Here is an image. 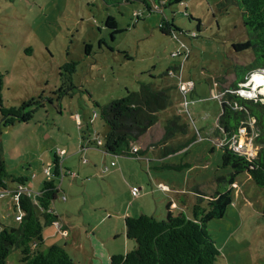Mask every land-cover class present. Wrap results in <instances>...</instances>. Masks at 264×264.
Returning a JSON list of instances; mask_svg holds the SVG:
<instances>
[{
  "label": "rangeland",
  "instance_id": "374dc122",
  "mask_svg": "<svg viewBox=\"0 0 264 264\" xmlns=\"http://www.w3.org/2000/svg\"><path fill=\"white\" fill-rule=\"evenodd\" d=\"M147 1L154 7L152 12L142 0H0L4 103L19 106L32 97H45L44 107L28 123L5 127L0 118L2 158L10 173L29 178L36 203L35 192L48 178L45 169L54 151L65 148L78 153L67 163L79 165L83 160L85 172L74 182L66 178L64 192L59 190L52 207L69 213L73 228L83 231L87 242L95 238L101 255L100 242L107 241L106 247L115 254L136 246L124 232L119 214L135 216L143 211L159 220L166 217L167 195L176 197V193L161 188V183L188 194L181 196L186 206L180 203L173 212L192 216L198 193L212 196L218 177L232 171L222 165L219 116L224 96L227 99L231 88L241 84L245 71L239 66L253 58L251 50L233 48L234 43L249 38L236 0H183L164 9L154 0L153 5ZM108 15L124 29L114 39L105 25ZM163 18L175 23L172 34L161 31ZM87 43L92 45L90 53L85 51ZM69 61L77 62L71 75L74 87L59 98L54 92L61 87L60 67ZM189 81L193 85L185 93L181 84ZM144 83L166 88L170 102L145 139L132 144L141 150L140 155H105L97 146L81 152L84 136L95 139L98 134L104 140L109 130L97 104L105 105ZM244 89V95L257 100L264 93L254 82L248 81ZM221 92H225L222 100L216 97ZM176 118L178 126L166 128ZM247 133H251L248 128ZM85 159L115 161L118 171L103 175L98 168L93 174ZM133 184L144 188L138 197L131 193ZM145 190L149 195L143 198ZM16 203L10 191L0 197V223L18 225ZM203 203L207 205L208 199ZM114 229L119 234L109 240ZM207 230L221 251L215 264H264V187L248 174L239 175L233 203L223 218L207 223ZM43 238L42 249L66 246L71 240L55 223L44 226ZM89 248L70 250L75 264H91ZM20 256L15 249L6 264H20ZM111 257L105 262L104 255L97 258L98 264H109Z\"/></svg>",
  "mask_w": 264,
  "mask_h": 264
},
{
  "label": "trees",
  "instance_id": "16d2710c",
  "mask_svg": "<svg viewBox=\"0 0 264 264\" xmlns=\"http://www.w3.org/2000/svg\"><path fill=\"white\" fill-rule=\"evenodd\" d=\"M128 1V0H126ZM150 12L154 9L147 0H142ZM152 2L153 1H149ZM157 7L173 5L183 0H154ZM241 8L242 21L249 38L233 44L236 52L251 50L253 58L250 62L240 65L245 71L241 83L246 82L255 74H264V0H236ZM118 3V1H117ZM105 25L111 29L112 38L124 29L118 27L114 16L108 15ZM175 23L166 18L160 23V29L166 34H172ZM104 41H100V44ZM111 50L113 47L109 46ZM92 45L87 43L85 51L90 53ZM126 57H130L125 54ZM179 55L175 56L178 57ZM76 61H69L60 67L61 87L54 94L61 98L74 87L72 73L76 70ZM237 77V74H235ZM258 78V76H256ZM4 75L0 71V118L5 127L15 123L30 122L35 112L44 107L45 97H32L24 100L19 106H7L4 103L2 91ZM237 83L232 89H239ZM264 97V96H262ZM227 98L237 102L241 108L233 107L224 100L223 112L219 116L218 131L223 129L222 136H232L239 132L240 127L249 126V119L256 120L258 135L255 145L257 154L252 158L238 153L229 146H221L222 165L231 167L226 176L218 177V188L202 205L203 197L198 196L192 207V216L183 212L174 214L171 204L167 203V215L157 219L150 214L126 216V235L136 241V246L126 253L112 255L109 264H215L221 251L207 230V223L213 219L223 218L229 206L233 203L237 178L241 174L249 177L259 186L264 187V101L247 99L238 94L228 93ZM264 99V98H263ZM170 102L166 88H154L152 83H144L138 90L127 89L125 95L113 99L101 108V118L109 130L104 137L105 152L113 155H140L131 152L132 144L139 141L159 120V112ZM177 120H170V126L177 127ZM169 130V129H168ZM167 134V131H166ZM3 146L0 143V189L12 190L10 181L24 185L29 178L10 173L7 162L2 158ZM55 161L54 175H60L61 162ZM58 178L51 177L43 182L42 189L33 197L22 192L18 196L16 206L23 212L18 225L0 223V264H6L8 256L15 250L21 252L20 264H75L65 246L51 245L42 249L44 244L43 229L58 220L52 204L57 199ZM39 207V210L37 207Z\"/></svg>",
  "mask_w": 264,
  "mask_h": 264
},
{
  "label": "crops",
  "instance_id": "0c3cea01",
  "mask_svg": "<svg viewBox=\"0 0 264 264\" xmlns=\"http://www.w3.org/2000/svg\"><path fill=\"white\" fill-rule=\"evenodd\" d=\"M235 76V78H237L236 77V75H234ZM153 128V127H152ZM151 128V129H152ZM150 129V130H151ZM150 130L148 131V132H150ZM147 132V133H148ZM90 136V135H89ZM145 136H146V134H145ZM145 136H143L139 141H142L143 139H145L144 137ZM92 139L89 137V138H86V136H84L83 137V144H82V149H81V152L82 151H85V150H87L88 148H90V147H96V145L94 144V143H92V141H91ZM84 145H87V147H84ZM94 145V146H93ZM61 149H64V150H66V153L64 154V155H61V154H59L57 151H54V158H53V161L51 162V163H49V165L48 166H51V173H52V177L54 176V177H56V178H58V179H60V180H62L61 182H60V185L58 184V186H59V189L60 190H62L63 192H64V189H63V185H64V183L66 182V178L67 179H70L71 180V182H74V181H76V180H78L79 178H80V176H81V174L82 173H84L85 171L83 170V166H82V164L84 163L83 162V160H81V162L79 161V165H78V162H76V163H67L68 162V159H70V158H72L73 156H75V155H77L78 153H76V152H72V153H68V151H67V149H65V148H61ZM141 151V150H140ZM58 153V154H57ZM80 153V152H79ZM104 153H105V155L107 154V152H105L104 151ZM74 154V155H73ZM109 154V153H108ZM58 158V160L61 162V167H60V171H59V174L60 175H54V173H55V159H57ZM102 162V161H101ZM91 163L88 159H85V163H87V164H89V166H91V167H93V168H90V169H92V171H95V173H93V174H96V173H98L97 172V169L98 168H100V172L104 175V174H107L108 172H106V173H103L102 171H101V169H102V167H103V164L105 165L106 163L105 162H102V163ZM82 163V164H81ZM47 166V167H48ZM52 166H54V170H52ZM117 166V164L115 165V166H113V167H111V169L110 170H113V171H118V169L117 168H115ZM86 174V173H85ZM88 174V173H87ZM86 174V175H87ZM34 176H35V174H34ZM28 178V177H27ZM48 179V178H47ZM57 179V180H58ZM90 179H91V177H90ZM89 178H88V180H90ZM160 183L161 182H163V181H159ZM158 182V183H159ZM157 183V184H158ZM163 184H166L169 188H168V190H173V191H175V193H176V197H173L172 196V194H170V195H167V196H169V198H168V203H170L171 204V210L173 211V209H175V208H179L180 207V203L181 204H183V206H186V201H184L183 199H181V196H187L188 194L187 193H185V192H181V191H179L178 192V189L177 188H175V187H173V186H171V185H169L168 183H165V182H163ZM236 184V183H235ZM18 184H14V185H12V187H16ZM25 186L26 187H28V183L26 182V184H25ZM132 186H138L139 188H140V190H143L144 188L142 187V186H140V185H132ZM131 186V187H132ZM157 188H160L159 186L157 187L156 186V188H154V189H157ZM167 190V191H168ZM149 191L148 190H145L144 191V193L142 192V194H144V196H143V198H145V197H147L149 194ZM202 195H204L203 197L204 198H207L208 200L210 199V195H208V194H206V193H198V196H201L202 197ZM198 196H196V198L198 197ZM138 197V196H137ZM196 198H195V200H194V202H193V205L195 204V202H196ZM16 200V199H15ZM17 202V201H16ZM157 202V201H156ZM157 205H158V202L156 203V207H157ZM202 205H204V206H206L203 202H202ZM193 207V206H192ZM53 208V207H52ZM53 210H54V212L58 215V220L63 224V226H64V229H66V231H67V234L65 235V236H67L69 239H71L70 241H69V243L65 246L66 247V249H67V251L68 252H70V250L73 248V249H76L77 247H78V249H86V248H89V245H92V246H94V248L93 249H90L89 248V250H88V252H87V258H88V260H90V262H91V264H98L99 263V261L97 260V258H103V255L105 256V259L103 258L102 260H103V262H105L106 261V259L107 260H109V258H110V256H112L113 254H115V253H112V251H110L106 246H107V241H104L103 243L102 242H100V246H101V249H102V255L100 254V253H98V250H97V248H96V242H95V238H89V242H87L88 240H85V238H84V233H83V231H81V230H78V232H76V230L73 228V226H72V221H70V216H69V213H66V212H64V213H62L59 209H56V208H53ZM157 210H158V207H157ZM146 214L145 212H143V211H141V214ZM117 214H119V213H117ZM116 214V215H117ZM148 214V213H147ZM126 215V213H122V214H119V218L118 219H122L124 222V225L122 226L123 227V230H124V232L126 233V227H125V216ZM140 215V214H139ZM127 216H131V215H128L127 214ZM135 216H138V215H135ZM188 216H191V215H188ZM116 226V225H115ZM87 232V231H86ZM94 232V231H93ZM87 234L88 235H90V233H89V231L87 232ZM118 234H119V232L116 230V229H114L113 230V232L108 236V238H109V240H111L112 238H115L116 236H118ZM98 235H99V237L100 238H102V236H101V233H98ZM103 239V238H102ZM85 243V244H84ZM84 244V245H83ZM91 251H92V254H91ZM70 254V253H69ZM71 255V254H70Z\"/></svg>",
  "mask_w": 264,
  "mask_h": 264
},
{
  "label": "built area",
  "instance_id": "2783aa9c",
  "mask_svg": "<svg viewBox=\"0 0 264 264\" xmlns=\"http://www.w3.org/2000/svg\"><path fill=\"white\" fill-rule=\"evenodd\" d=\"M177 55H179V53L175 52L174 56H177ZM248 81L250 83L254 82V85H257V87L260 86V89L264 90V83L257 82L252 76L246 82L241 83L239 89H232L231 88V90H232L231 93L233 92V94H238L239 96H241L243 98L254 99L255 97L253 98V95H250V96L244 95V91H245L244 86L246 85V83ZM192 85H193V81H189L187 83H182L181 87L183 88L184 92L187 93L189 88ZM226 91H227V89H226ZM224 95H225V92H221L216 97H218L220 100H222ZM259 95H261L260 99L264 101V99H263L264 97H262V96H264V93L258 94L257 96L259 97ZM224 100L229 104H234L233 107H235V108H241V106H239L237 102H235V101L231 102L228 98L226 99L225 96H224ZM224 100H223V102H224ZM247 123L249 124V126L245 125V126L240 127L238 133H236L232 136H228V135L222 136L221 140H220V146H229L235 152L243 153V154H246V155L253 158L257 154V149H258V146L255 145V142H254L255 137L258 135V131H257L255 119H249ZM247 128H248V130L251 131L250 134L247 133ZM221 134H225L223 129L221 130ZM91 141L95 142L94 144L98 148H102L104 150V148H103L104 140L101 139L98 134L96 135V138L92 139ZM139 151H140V149L137 146H135V145L132 146L131 152L133 154H136ZM57 152L61 155H64L66 153V150L59 149V150H57ZM115 165H116V162L112 161L111 164L103 165L101 171L103 173H106V172L110 171L111 167H113ZM45 170H46V174H47L48 178H51L52 177L51 166L46 167ZM235 185L236 184H234V187H235ZM160 187L165 189V190H168V188H169L166 184H163V183L160 184ZM6 191H9V190L0 189V197H3L5 195ZM10 192L12 193V195L14 196V199H16V201L18 200L19 194L22 192L26 193L30 197L33 196V192L31 189H29L28 187H26L24 185H20V184L17 185V188L10 190ZM131 193L134 197L139 196L140 188L138 186H132L131 187ZM37 194H38V192H35V196ZM22 214H23V212L20 210V213H18L16 215V219L18 221L21 220ZM55 224L57 225L58 229L63 233V235L67 234L66 229H64V226L60 221L55 222Z\"/></svg>",
  "mask_w": 264,
  "mask_h": 264
},
{
  "label": "bare ground",
  "instance_id": "6f19581e",
  "mask_svg": "<svg viewBox=\"0 0 264 264\" xmlns=\"http://www.w3.org/2000/svg\"><path fill=\"white\" fill-rule=\"evenodd\" d=\"M256 76H258V78ZM253 78L260 83H264V74L257 73L253 76Z\"/></svg>",
  "mask_w": 264,
  "mask_h": 264
},
{
  "label": "water",
  "instance_id": "95a60500",
  "mask_svg": "<svg viewBox=\"0 0 264 264\" xmlns=\"http://www.w3.org/2000/svg\"><path fill=\"white\" fill-rule=\"evenodd\" d=\"M225 104H223V106H224Z\"/></svg>",
  "mask_w": 264,
  "mask_h": 264
}]
</instances>
